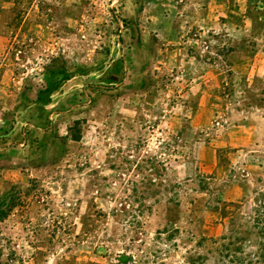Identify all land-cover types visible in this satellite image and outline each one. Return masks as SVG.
<instances>
[{
	"label": "rangeland",
	"instance_id": "1",
	"mask_svg": "<svg viewBox=\"0 0 264 264\" xmlns=\"http://www.w3.org/2000/svg\"><path fill=\"white\" fill-rule=\"evenodd\" d=\"M263 227L264 0H0V264H264Z\"/></svg>",
	"mask_w": 264,
	"mask_h": 264
},
{
	"label": "trees",
	"instance_id": "2",
	"mask_svg": "<svg viewBox=\"0 0 264 264\" xmlns=\"http://www.w3.org/2000/svg\"><path fill=\"white\" fill-rule=\"evenodd\" d=\"M65 79L68 77V75L67 74H65ZM261 236L263 237V239H264V227H263V230H262V232H261ZM260 253L264 256V244L262 245V247L260 248Z\"/></svg>",
	"mask_w": 264,
	"mask_h": 264
}]
</instances>
